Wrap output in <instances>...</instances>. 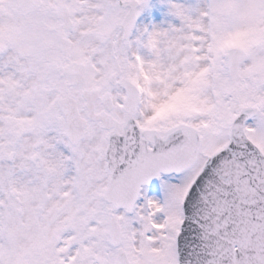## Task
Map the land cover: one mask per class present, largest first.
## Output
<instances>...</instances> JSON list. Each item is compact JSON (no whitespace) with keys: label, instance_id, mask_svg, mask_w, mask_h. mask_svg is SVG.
Listing matches in <instances>:
<instances>
[{"label":"snow or ice","instance_id":"snow-or-ice-1","mask_svg":"<svg viewBox=\"0 0 264 264\" xmlns=\"http://www.w3.org/2000/svg\"><path fill=\"white\" fill-rule=\"evenodd\" d=\"M0 264H264V0H0Z\"/></svg>","mask_w":264,"mask_h":264}]
</instances>
